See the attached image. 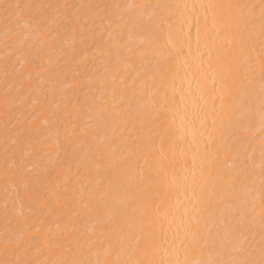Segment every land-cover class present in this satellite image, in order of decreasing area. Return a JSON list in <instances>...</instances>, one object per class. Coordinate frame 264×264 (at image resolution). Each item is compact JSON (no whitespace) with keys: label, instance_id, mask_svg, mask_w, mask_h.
Returning a JSON list of instances; mask_svg holds the SVG:
<instances>
[{"label":"bare ground","instance_id":"obj_1","mask_svg":"<svg viewBox=\"0 0 264 264\" xmlns=\"http://www.w3.org/2000/svg\"><path fill=\"white\" fill-rule=\"evenodd\" d=\"M0 264H264L262 0H0Z\"/></svg>","mask_w":264,"mask_h":264},{"label":"snow or ice","instance_id":"obj_2","mask_svg":"<svg viewBox=\"0 0 264 264\" xmlns=\"http://www.w3.org/2000/svg\"><path fill=\"white\" fill-rule=\"evenodd\" d=\"M262 3H264V0H262ZM5 7H6V10H7V9H15V8L19 7V5H6ZM14 14H15V13L13 12V15H14Z\"/></svg>","mask_w":264,"mask_h":264}]
</instances>
